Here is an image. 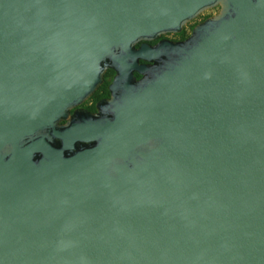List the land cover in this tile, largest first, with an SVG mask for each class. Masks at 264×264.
<instances>
[{
  "label": "water",
  "instance_id": "obj_1",
  "mask_svg": "<svg viewBox=\"0 0 264 264\" xmlns=\"http://www.w3.org/2000/svg\"><path fill=\"white\" fill-rule=\"evenodd\" d=\"M0 264H264V0H0Z\"/></svg>",
  "mask_w": 264,
  "mask_h": 264
},
{
  "label": "trees",
  "instance_id": "obj_2",
  "mask_svg": "<svg viewBox=\"0 0 264 264\" xmlns=\"http://www.w3.org/2000/svg\"><path fill=\"white\" fill-rule=\"evenodd\" d=\"M194 24L189 25V32L186 30L185 27H183V29L179 32L180 36H187ZM113 74V70L108 69L106 70V72L104 73V79L103 82L101 83V85L97 88V90L93 93V95L87 100V101H91V104L89 105V109L93 110L94 109V105L96 103V101L99 99V97H101L102 95H107L108 94V89H107V85L111 79V76ZM136 76H138L137 74H135Z\"/></svg>",
  "mask_w": 264,
  "mask_h": 264
},
{
  "label": "flooded vegetation",
  "instance_id": "obj_3",
  "mask_svg": "<svg viewBox=\"0 0 264 264\" xmlns=\"http://www.w3.org/2000/svg\"><path fill=\"white\" fill-rule=\"evenodd\" d=\"M208 16H210V14H207V15H203V17H201V18H199L198 20H196V21H192V24H195V23H197V22H199V21H201V20H203L204 18H206V17H208ZM191 25V24H190ZM170 35H174V36H176L175 38H173V37H170ZM187 36L185 35V36H183V37H181L180 36V34H179V32H177V33H165V34H162L159 38H157V39H155V40H151V41H148V43L149 44H154L155 42H157L158 40H160V39H170V40H181V39H184V38H186ZM136 45H138V44H136ZM108 70V69H107ZM106 72V71H105ZM135 74H137V73H135ZM113 75H114V71H113V74H112V76H111V79H112V77H113ZM138 76H136V78H139V74H137ZM103 79H104V77H103ZM111 79H110V81H111ZM110 81H109V83H110ZM103 82V81H102ZM109 83H108V85H109ZM101 85V84H100ZM99 85V86H100ZM108 85H107V89H108ZM98 86V87H99ZM97 87V88H98ZM97 90V89H96ZM95 90V91H96ZM94 91V92H95ZM93 92V93H94ZM93 93L91 94V96L93 95ZM90 96V97H91ZM109 96V90H108V94L107 95H102L101 97H99V99L98 100H100V99H104V98H107ZM89 97V98H90ZM88 98V99H89ZM88 99H86L82 104H80L78 107L79 108H84V109H86V110H88V111H91V112H93V111H95V105H94V109L93 110H91V109H89V105L91 104V101H87ZM97 100V101H98ZM96 101V102H97ZM96 104V103H95ZM72 111V110H71ZM70 111V112H71Z\"/></svg>",
  "mask_w": 264,
  "mask_h": 264
},
{
  "label": "rangeland",
  "instance_id": "obj_4",
  "mask_svg": "<svg viewBox=\"0 0 264 264\" xmlns=\"http://www.w3.org/2000/svg\"><path fill=\"white\" fill-rule=\"evenodd\" d=\"M217 11H218V7H213V8L206 9V10L202 11L196 18H194L193 20H191L188 23H186L184 25V27L189 32V25L192 24V21L198 20L199 18L203 17V15H207V14L212 15V14H215ZM170 37L175 38L176 36L170 35Z\"/></svg>",
  "mask_w": 264,
  "mask_h": 264
}]
</instances>
